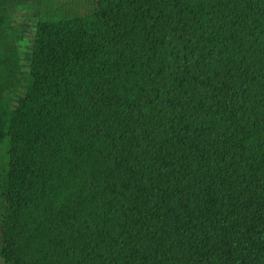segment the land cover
<instances>
[{"label":"trees","instance_id":"trees-1","mask_svg":"<svg viewBox=\"0 0 264 264\" xmlns=\"http://www.w3.org/2000/svg\"><path fill=\"white\" fill-rule=\"evenodd\" d=\"M34 1L0 0V264H264V0H49L28 42Z\"/></svg>","mask_w":264,"mask_h":264},{"label":"rangeland","instance_id":"rangeland-1","mask_svg":"<svg viewBox=\"0 0 264 264\" xmlns=\"http://www.w3.org/2000/svg\"><path fill=\"white\" fill-rule=\"evenodd\" d=\"M39 1L40 0H36L32 3H30L29 5H31V6H27L28 5L27 4L24 7V9H26L25 11H19V12L15 13V15L17 17L15 24L18 26L17 28H21L23 30L24 36L26 37L28 42L31 41V38H32L33 33H34L38 17L40 16V13L42 12V14L44 15L48 11V8L50 6L49 0H43V3L40 2L39 4L36 5V3ZM82 1H84V0H82ZM33 5H35V6H33ZM2 165L4 167V163L0 164V166H2ZM0 170H1V168H0ZM0 237H1V230H0ZM2 263L5 264L3 261H2Z\"/></svg>","mask_w":264,"mask_h":264},{"label":"crops","instance_id":"crops-1","mask_svg":"<svg viewBox=\"0 0 264 264\" xmlns=\"http://www.w3.org/2000/svg\"><path fill=\"white\" fill-rule=\"evenodd\" d=\"M0 164H3V162L0 160ZM0 168H1V170H2V168H3V165L2 166H0Z\"/></svg>","mask_w":264,"mask_h":264}]
</instances>
